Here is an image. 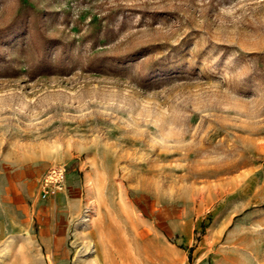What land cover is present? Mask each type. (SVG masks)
Listing matches in <instances>:
<instances>
[{"label": "rangeland", "instance_id": "obj_1", "mask_svg": "<svg viewBox=\"0 0 264 264\" xmlns=\"http://www.w3.org/2000/svg\"><path fill=\"white\" fill-rule=\"evenodd\" d=\"M0 259L264 264V0H0Z\"/></svg>", "mask_w": 264, "mask_h": 264}, {"label": "built area", "instance_id": "obj_2", "mask_svg": "<svg viewBox=\"0 0 264 264\" xmlns=\"http://www.w3.org/2000/svg\"><path fill=\"white\" fill-rule=\"evenodd\" d=\"M67 176V167L63 163L53 164L41 181L40 197L48 199L63 190Z\"/></svg>", "mask_w": 264, "mask_h": 264}, {"label": "bare ground", "instance_id": "obj_3", "mask_svg": "<svg viewBox=\"0 0 264 264\" xmlns=\"http://www.w3.org/2000/svg\"><path fill=\"white\" fill-rule=\"evenodd\" d=\"M91 218H92V217H91ZM83 219H85V218L83 217ZM83 219H82V220H83ZM85 221H86V220H85ZM88 223H89V222H88ZM85 227H86V226H85ZM97 249H98V248H97ZM97 249H96V250H97ZM97 251H98V250H97ZM98 252H99V251H98Z\"/></svg>", "mask_w": 264, "mask_h": 264}, {"label": "crops", "instance_id": "obj_4", "mask_svg": "<svg viewBox=\"0 0 264 264\" xmlns=\"http://www.w3.org/2000/svg\"><path fill=\"white\" fill-rule=\"evenodd\" d=\"M27 233V232H26ZM2 261V259H0Z\"/></svg>", "mask_w": 264, "mask_h": 264}]
</instances>
